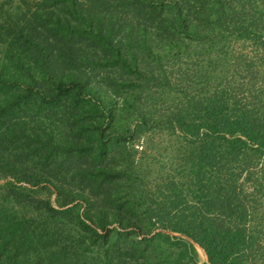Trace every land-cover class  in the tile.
Wrapping results in <instances>:
<instances>
[{"label":"trees","instance_id":"trees-1","mask_svg":"<svg viewBox=\"0 0 264 264\" xmlns=\"http://www.w3.org/2000/svg\"><path fill=\"white\" fill-rule=\"evenodd\" d=\"M13 2L0 3V264H195L194 245L208 264H248L240 180L264 152V114L255 95L188 90L195 58L261 42L264 0ZM177 86L180 105L160 109ZM159 129L181 134L184 165L145 173L134 143Z\"/></svg>","mask_w":264,"mask_h":264},{"label":"rangeland","instance_id":"rangeland-1","mask_svg":"<svg viewBox=\"0 0 264 264\" xmlns=\"http://www.w3.org/2000/svg\"><path fill=\"white\" fill-rule=\"evenodd\" d=\"M5 1L0 0V3ZM20 1L23 0H14V6H19ZM6 7L9 9L10 5L6 4ZM260 39L261 42H257L229 37L221 42L225 45H218L209 56L195 58L190 64L189 95L198 101L202 97L213 94L214 91L230 88L229 95L232 99L239 100L241 105L247 104L254 95L258 97L254 100L256 104L253 106L257 105L258 111L264 114V45H262L264 30H262ZM3 46L0 41V66L4 62L5 46ZM220 48L223 52L219 51ZM200 67L204 69L202 70ZM202 76H204V81L203 84H200ZM203 86L206 91L200 94V89ZM183 89V87L177 86L169 94L156 95L154 103L163 110L176 108L182 101ZM190 118L194 124L199 123L195 115ZM182 141L180 133L171 135V133L160 129L158 133L150 132L147 136L142 135L134 143L135 159L141 160V167L145 173L146 167L149 171L157 172L170 169L172 172L184 165ZM249 146L257 148L252 144ZM240 183L245 194L253 195V205L251 206L253 214H251L252 220L249 226L255 232L256 242L251 250L248 264H264V152L258 163L247 174H244ZM54 200L55 198L52 197L53 202ZM176 235L182 237L180 234ZM194 247L197 253L195 264H208L204 251L197 245Z\"/></svg>","mask_w":264,"mask_h":264},{"label":"bare ground","instance_id":"bare-ground-1","mask_svg":"<svg viewBox=\"0 0 264 264\" xmlns=\"http://www.w3.org/2000/svg\"><path fill=\"white\" fill-rule=\"evenodd\" d=\"M201 253V252H200Z\"/></svg>","mask_w":264,"mask_h":264}]
</instances>
